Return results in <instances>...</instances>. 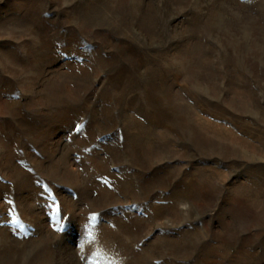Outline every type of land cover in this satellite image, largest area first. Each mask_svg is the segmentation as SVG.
<instances>
[{"label":"rangeland","instance_id":"obj_1","mask_svg":"<svg viewBox=\"0 0 264 264\" xmlns=\"http://www.w3.org/2000/svg\"><path fill=\"white\" fill-rule=\"evenodd\" d=\"M0 264H264V0H0Z\"/></svg>","mask_w":264,"mask_h":264},{"label":"snow or ice","instance_id":"obj_2","mask_svg":"<svg viewBox=\"0 0 264 264\" xmlns=\"http://www.w3.org/2000/svg\"><path fill=\"white\" fill-rule=\"evenodd\" d=\"M93 219H95V217H93Z\"/></svg>","mask_w":264,"mask_h":264}]
</instances>
